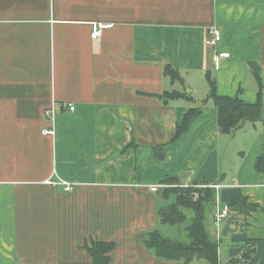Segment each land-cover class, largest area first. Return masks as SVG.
<instances>
[{
  "label": "crops",
  "instance_id": "crops-1",
  "mask_svg": "<svg viewBox=\"0 0 264 264\" xmlns=\"http://www.w3.org/2000/svg\"><path fill=\"white\" fill-rule=\"evenodd\" d=\"M210 81L262 119L222 131ZM197 184L220 264H264V0H0V264H94V241L110 264H181L144 242L163 190Z\"/></svg>",
  "mask_w": 264,
  "mask_h": 264
},
{
  "label": "trees",
  "instance_id": "trees-1",
  "mask_svg": "<svg viewBox=\"0 0 264 264\" xmlns=\"http://www.w3.org/2000/svg\"><path fill=\"white\" fill-rule=\"evenodd\" d=\"M165 68L168 74L174 76L175 70L171 66L167 65ZM210 82L212 89L210 96L215 100L218 110V125L222 131L231 132L240 127L245 121L262 119V104L246 103L240 97L217 95L215 82ZM166 97L169 100H174L178 97V93L167 94ZM198 112H200V109L190 110L183 124L178 128V134L187 129L189 119ZM157 155L164 157L159 152H157ZM184 188H187L185 194L179 191L178 186L165 188L162 195L168 197L174 194L176 202L162 206L158 214L163 223L182 225L186 232V241L172 240L164 233L162 234L160 230L154 229L148 233L144 243L162 259L180 260L184 264H192L195 260L200 261L199 264H220L218 257L219 242L212 239L207 228L212 212L216 208V190L208 185L206 189H199V197L194 198L193 193L197 190L193 187ZM254 207L256 205L249 206L244 202L239 205L238 209L245 212ZM186 210H190L192 216L186 214ZM188 218H190V222ZM114 248V243L107 241H94L90 246H87V249L93 255L94 264H110L109 254Z\"/></svg>",
  "mask_w": 264,
  "mask_h": 264
},
{
  "label": "built area",
  "instance_id": "built-area-1",
  "mask_svg": "<svg viewBox=\"0 0 264 264\" xmlns=\"http://www.w3.org/2000/svg\"><path fill=\"white\" fill-rule=\"evenodd\" d=\"M93 32H92V39H98L100 37V35L102 34V31L111 26V25H105L103 23H98V24H94L93 25ZM222 39V32L221 29L219 27H212L209 30L207 39H206V44L208 46H216V44L221 41ZM216 66H219V56H217L216 59ZM75 108V106L71 103L69 104V109L73 110ZM48 115H50L52 117L51 122H54V119L56 117V113H55V109L51 108L50 110H48L47 112ZM55 130L53 128L50 129H45V133H49V134H54ZM64 188L68 191H72L74 190L73 188V184L67 181H61ZM230 209L226 206L224 208L221 209H217L215 211V222L219 228V226L221 225V222L224 221L225 219H227V217L230 216Z\"/></svg>",
  "mask_w": 264,
  "mask_h": 264
},
{
  "label": "rangeland",
  "instance_id": "rangeland-1",
  "mask_svg": "<svg viewBox=\"0 0 264 264\" xmlns=\"http://www.w3.org/2000/svg\"><path fill=\"white\" fill-rule=\"evenodd\" d=\"M176 186L179 187V191H181L183 194H185L187 188H184V186H180V185H176ZM207 186H208V184H205V185H203V184L191 185V187H193L194 189L197 190L196 192L193 193L194 198L199 197V195H200L198 193L199 189H206ZM174 202H176L175 195L171 194L170 198L168 199L167 204L168 203H174ZM186 214H189V216H192V213H191L190 210H186ZM188 221L190 222V218H188ZM160 229H161L162 233H164L166 236L170 237L172 240L186 241V232L183 229L182 225H179V224L170 225V224L166 223V224H163V226H161ZM209 230H210L211 236H213L216 233V228L215 227L214 228H210ZM199 263H200V261L195 260V261H193L192 264H199ZM181 264H184V263L181 262Z\"/></svg>",
  "mask_w": 264,
  "mask_h": 264
},
{
  "label": "water",
  "instance_id": "water-1",
  "mask_svg": "<svg viewBox=\"0 0 264 264\" xmlns=\"http://www.w3.org/2000/svg\"><path fill=\"white\" fill-rule=\"evenodd\" d=\"M232 218H233V216L229 217L227 222H226V224H225V226L223 227L224 229H223L222 233L224 235H226V234H228L229 232L232 231V227H231Z\"/></svg>",
  "mask_w": 264,
  "mask_h": 264
}]
</instances>
